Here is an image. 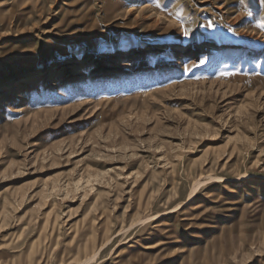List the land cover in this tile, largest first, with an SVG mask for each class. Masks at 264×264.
Returning <instances> with one entry per match:
<instances>
[{"label":"rangeland","instance_id":"rangeland-1","mask_svg":"<svg viewBox=\"0 0 264 264\" xmlns=\"http://www.w3.org/2000/svg\"><path fill=\"white\" fill-rule=\"evenodd\" d=\"M0 264H264V0H0Z\"/></svg>","mask_w":264,"mask_h":264},{"label":"bare ground","instance_id":"bare-ground-1","mask_svg":"<svg viewBox=\"0 0 264 264\" xmlns=\"http://www.w3.org/2000/svg\"><path fill=\"white\" fill-rule=\"evenodd\" d=\"M200 182V181H199ZM197 183V184H194L193 186H192V188H191V191H190V193H189V196H188V199H190L191 197H193V195L195 194V192L197 191V189H199V187H200V184H201V182L200 183ZM149 219V218H148ZM146 220V219H145ZM97 255V254H96ZM90 260V259H89ZM88 260V261H89ZM91 260H92V258H91ZM89 263V262H88Z\"/></svg>","mask_w":264,"mask_h":264}]
</instances>
